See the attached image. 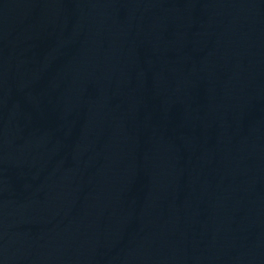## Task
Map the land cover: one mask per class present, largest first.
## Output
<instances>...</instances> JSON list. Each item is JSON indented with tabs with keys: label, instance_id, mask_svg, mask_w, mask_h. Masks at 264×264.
<instances>
[{
	"label": "water",
	"instance_id": "obj_1",
	"mask_svg": "<svg viewBox=\"0 0 264 264\" xmlns=\"http://www.w3.org/2000/svg\"><path fill=\"white\" fill-rule=\"evenodd\" d=\"M0 264H264V0H0Z\"/></svg>",
	"mask_w": 264,
	"mask_h": 264
}]
</instances>
